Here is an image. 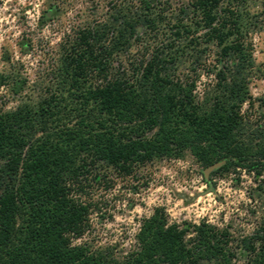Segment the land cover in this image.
I'll use <instances>...</instances> for the list:
<instances>
[{
    "label": "trees",
    "instance_id": "trees-1",
    "mask_svg": "<svg viewBox=\"0 0 264 264\" xmlns=\"http://www.w3.org/2000/svg\"><path fill=\"white\" fill-rule=\"evenodd\" d=\"M262 3L109 0L102 20L60 44L35 97L0 72L18 94L0 107V264H239L226 228L169 223L160 208L123 255L74 244L88 212L74 192L92 173L127 175L186 153L208 184L214 174L264 175V94L251 93ZM134 43L139 58L112 66ZM239 241L240 264H264V214Z\"/></svg>",
    "mask_w": 264,
    "mask_h": 264
},
{
    "label": "rangeland",
    "instance_id": "rangeland-1",
    "mask_svg": "<svg viewBox=\"0 0 264 264\" xmlns=\"http://www.w3.org/2000/svg\"><path fill=\"white\" fill-rule=\"evenodd\" d=\"M259 2L264 9V0ZM52 5L58 11L42 18ZM110 6L109 0H0V72L16 76L22 93L35 97L36 85L45 80L60 44L78 27L102 20ZM260 24L253 34L254 57L261 69L251 83L253 96L264 94V14ZM141 48L134 43L116 54L112 66L127 67L142 54ZM92 76L98 79L95 73ZM12 86H0V107L18 102ZM201 172L202 167L186 153L147 162L127 175L117 170L88 175L82 190L74 192L88 205V212L85 228L73 243L123 255L133 248L141 222L160 208L169 223L191 226L205 221L226 228L228 246L235 261L242 263L246 253L239 240L252 232L264 214V175L255 179L247 174H214L208 184Z\"/></svg>",
    "mask_w": 264,
    "mask_h": 264
},
{
    "label": "water",
    "instance_id": "water-1",
    "mask_svg": "<svg viewBox=\"0 0 264 264\" xmlns=\"http://www.w3.org/2000/svg\"><path fill=\"white\" fill-rule=\"evenodd\" d=\"M220 164H221V162H217V163H215V164L209 166L208 168H206V169L204 170L205 175L207 176V175L209 174V172H211L212 170H215L217 167L220 166Z\"/></svg>",
    "mask_w": 264,
    "mask_h": 264
},
{
    "label": "clouds",
    "instance_id": "clouds-1",
    "mask_svg": "<svg viewBox=\"0 0 264 264\" xmlns=\"http://www.w3.org/2000/svg\"><path fill=\"white\" fill-rule=\"evenodd\" d=\"M5 3H7V0H5Z\"/></svg>",
    "mask_w": 264,
    "mask_h": 264
}]
</instances>
